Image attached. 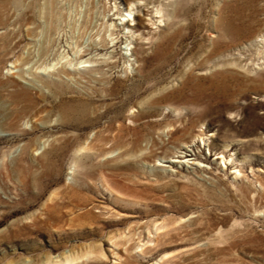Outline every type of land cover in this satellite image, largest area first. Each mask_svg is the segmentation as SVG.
<instances>
[{
	"label": "rangeland",
	"instance_id": "374dc122",
	"mask_svg": "<svg viewBox=\"0 0 264 264\" xmlns=\"http://www.w3.org/2000/svg\"><path fill=\"white\" fill-rule=\"evenodd\" d=\"M159 1L0 0V264H264V0Z\"/></svg>",
	"mask_w": 264,
	"mask_h": 264
},
{
	"label": "bare ground",
	"instance_id": "6f19581e",
	"mask_svg": "<svg viewBox=\"0 0 264 264\" xmlns=\"http://www.w3.org/2000/svg\"><path fill=\"white\" fill-rule=\"evenodd\" d=\"M127 3L126 10L131 13L135 10L134 17L132 18L133 22L127 21L126 26L129 32L133 35L136 32H141L145 25L144 16L151 11L152 8H149V4L152 3L153 7H155L156 12L160 13L162 10L159 8L160 1L159 0H123ZM167 0H164V2ZM247 4L242 7L237 8L236 13L238 18L244 17V9L249 8L248 6L251 4L253 0H246ZM163 3V2H162ZM169 3V2H168ZM164 6H166L164 4ZM163 9V8H162ZM165 9V8H164ZM163 12H161L162 14ZM160 15V14H159ZM162 15H160L161 17ZM132 36V35H131ZM250 45L254 47V51L260 56L262 62L264 61V33L261 34L260 38L254 39L250 42ZM177 161V160H176Z\"/></svg>",
	"mask_w": 264,
	"mask_h": 264
}]
</instances>
